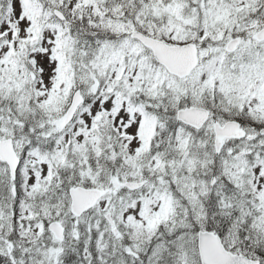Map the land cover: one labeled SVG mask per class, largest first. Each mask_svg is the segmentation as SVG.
<instances>
[{"label":"snow or ice","instance_id":"snow-or-ice-1","mask_svg":"<svg viewBox=\"0 0 264 264\" xmlns=\"http://www.w3.org/2000/svg\"><path fill=\"white\" fill-rule=\"evenodd\" d=\"M0 264H264V0H0Z\"/></svg>","mask_w":264,"mask_h":264}]
</instances>
